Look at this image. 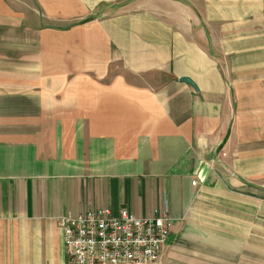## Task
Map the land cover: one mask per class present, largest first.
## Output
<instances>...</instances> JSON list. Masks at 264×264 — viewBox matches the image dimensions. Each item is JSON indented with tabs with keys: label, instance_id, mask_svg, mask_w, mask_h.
Returning a JSON list of instances; mask_svg holds the SVG:
<instances>
[{
	"label": "crops",
	"instance_id": "crops-1",
	"mask_svg": "<svg viewBox=\"0 0 264 264\" xmlns=\"http://www.w3.org/2000/svg\"><path fill=\"white\" fill-rule=\"evenodd\" d=\"M19 2L0 0V264H69L60 218L98 207L167 209L156 264H264V0Z\"/></svg>",
	"mask_w": 264,
	"mask_h": 264
},
{
	"label": "built area",
	"instance_id": "built-area-1",
	"mask_svg": "<svg viewBox=\"0 0 264 264\" xmlns=\"http://www.w3.org/2000/svg\"><path fill=\"white\" fill-rule=\"evenodd\" d=\"M69 264H155L168 241L173 218L167 209L139 217L127 207L91 208L60 218Z\"/></svg>",
	"mask_w": 264,
	"mask_h": 264
},
{
	"label": "rangeland",
	"instance_id": "rangeland-1",
	"mask_svg": "<svg viewBox=\"0 0 264 264\" xmlns=\"http://www.w3.org/2000/svg\"><path fill=\"white\" fill-rule=\"evenodd\" d=\"M17 4H19L20 2H19V0H14ZM32 4V3H31ZM22 6H26V5H24V4H21ZM157 263V262H156ZM155 263V264H156Z\"/></svg>",
	"mask_w": 264,
	"mask_h": 264
},
{
	"label": "water",
	"instance_id": "water-1",
	"mask_svg": "<svg viewBox=\"0 0 264 264\" xmlns=\"http://www.w3.org/2000/svg\"><path fill=\"white\" fill-rule=\"evenodd\" d=\"M185 80H188V79H186V78H184Z\"/></svg>",
	"mask_w": 264,
	"mask_h": 264
}]
</instances>
